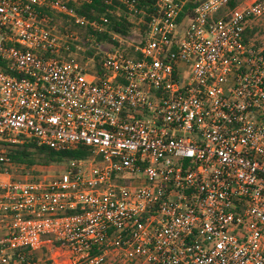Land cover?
<instances>
[{"label":"built area","instance_id":"2783aa9c","mask_svg":"<svg viewBox=\"0 0 264 264\" xmlns=\"http://www.w3.org/2000/svg\"><path fill=\"white\" fill-rule=\"evenodd\" d=\"M82 2L0 0V264H264V47L245 41L264 0H157L100 74L76 58L102 27ZM30 141L93 155L17 179L7 150Z\"/></svg>","mask_w":264,"mask_h":264},{"label":"trees","instance_id":"16d2710c","mask_svg":"<svg viewBox=\"0 0 264 264\" xmlns=\"http://www.w3.org/2000/svg\"><path fill=\"white\" fill-rule=\"evenodd\" d=\"M126 1L128 4L125 3ZM133 1L135 3L133 9H131L129 3ZM125 2L122 0H112L110 3H106L101 0H92L91 3L82 2L78 6L73 4L79 16H82L90 23H97L102 26L100 30H94L90 26L81 28L78 33L79 38L86 40L89 36H92L99 46L104 47L106 43L109 42L117 45V43L113 41L114 36L127 38L130 37L135 30L142 34L147 27L150 15L155 10L157 0H125ZM239 4L240 3L235 0H230L229 7L230 9H234ZM193 8L194 6L189 3L184 8L183 13L178 20L179 29L175 36L172 37L173 51L176 50L177 45L183 37V24L187 21V18L191 16ZM104 19H107L108 23H104ZM65 24L66 23L63 22V25ZM67 25H69V23H67ZM255 32V28H247L245 31V41H250ZM118 46L114 48H117ZM89 47L86 49V57H93L95 53H98L96 49ZM74 51L75 49H72L65 53V58L72 59L73 54L75 53ZM121 51L126 50L122 49ZM126 53L131 55V51H126ZM102 56L103 54L98 53L96 56V62L90 72L101 73L100 59ZM92 155L93 150L85 146H79L75 149L66 151H55L47 147L38 146L32 141L22 145L10 146L7 150V157L17 168H24L23 172H27V170H31L35 166H50L52 164L60 163H67L68 165L72 161L89 159ZM37 257L39 256L36 255V259H38ZM44 257L45 256H43V258Z\"/></svg>","mask_w":264,"mask_h":264},{"label":"rangeland","instance_id":"374dc122","mask_svg":"<svg viewBox=\"0 0 264 264\" xmlns=\"http://www.w3.org/2000/svg\"><path fill=\"white\" fill-rule=\"evenodd\" d=\"M240 4H243L246 0H235ZM62 22H59L57 24V27L60 28L62 26ZM187 24V23H186ZM185 24V25H186ZM185 25L183 27H185ZM253 28L256 29V32L251 38L250 42L254 43L255 45L259 47H264V18H261L255 22V24L252 25ZM141 34L138 33L136 30L130 35V37H121V36H114L113 41L117 43V45L114 43H106L104 47L96 46V42H88L87 39H81L83 42L81 43V50L77 54L76 58L79 60V62L86 67L87 72L90 73V71L93 68L94 63L96 62V56L98 53L103 54V56L100 59V62H102L104 59L103 57L107 55L110 52H113L115 49H125L126 51H130L132 44H137L139 41H141ZM86 44V45H85ZM85 45V46H84ZM119 45V46H118ZM90 46V47H89ZM118 46L117 48H114ZM96 49L98 53H95L93 57H86V49L87 48ZM67 163H60V164H52L50 166H35L31 170H27V172H23L24 168H17L16 172V178L20 179L24 176L29 175L31 179H36L38 176H47V177H55L63 173L66 169ZM27 174V175H25ZM45 250V249H44ZM40 253H43L45 257L43 260L47 259L49 255L47 251L41 250ZM39 259V257H37ZM43 262V261H42Z\"/></svg>","mask_w":264,"mask_h":264},{"label":"crops","instance_id":"0c3cea01","mask_svg":"<svg viewBox=\"0 0 264 264\" xmlns=\"http://www.w3.org/2000/svg\"><path fill=\"white\" fill-rule=\"evenodd\" d=\"M36 255L39 256V259H40V260H43V256H45V255H43V253H38V254H36ZM46 255H49V253L46 254Z\"/></svg>","mask_w":264,"mask_h":264}]
</instances>
